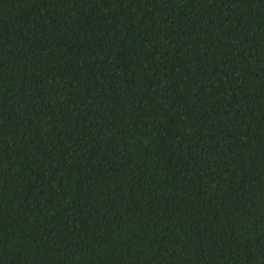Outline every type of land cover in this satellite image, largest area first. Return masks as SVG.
Segmentation results:
<instances>
[{
	"label": "trees",
	"instance_id": "trees-1",
	"mask_svg": "<svg viewBox=\"0 0 264 264\" xmlns=\"http://www.w3.org/2000/svg\"><path fill=\"white\" fill-rule=\"evenodd\" d=\"M0 264H264V0H0Z\"/></svg>",
	"mask_w": 264,
	"mask_h": 264
}]
</instances>
